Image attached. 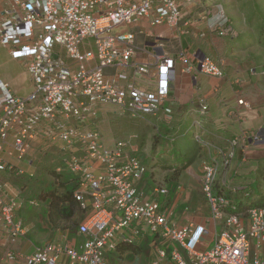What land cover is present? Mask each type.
<instances>
[{
  "label": "built area",
  "instance_id": "1",
  "mask_svg": "<svg viewBox=\"0 0 264 264\" xmlns=\"http://www.w3.org/2000/svg\"><path fill=\"white\" fill-rule=\"evenodd\" d=\"M192 1L0 0V45L11 58L26 62L33 86L20 96L0 78V171L8 167L5 145L11 155L23 159L45 121L53 132L50 139L73 153L62 158L56 172L68 169L75 177L79 207L83 211L92 207L78 225V233L84 236L78 246L67 240L46 243L28 255L25 264H57L64 255L68 264H113L110 256L119 244H133L147 235L162 243L150 264H264V206L236 211L238 206L216 189L227 183L221 167L232 164L237 140L230 147L211 145L203 137L204 130L199 131L202 121L197 122L194 140L212 153L202 162L212 215L207 223L179 226L162 205L166 187L156 186L144 199L147 195L138 184L149 166L125 154V144L109 137L98 124L84 129L111 113L134 119L164 114L172 119L173 110L165 102L178 62L188 71L225 76L221 63L210 56L197 59L186 49L176 56L163 55L156 65L136 62V34L116 32L145 18L152 27L166 25L180 34L189 33L190 23L182 28L180 22L183 4ZM208 15L211 31L237 34L222 5ZM238 104L248 105L244 99H238ZM207 111L201 99L200 112ZM20 207L14 198L4 208L12 240L26 233L24 221L17 216ZM7 257L14 259L17 254L9 251Z\"/></svg>",
  "mask_w": 264,
  "mask_h": 264
},
{
  "label": "crops",
  "instance_id": "2",
  "mask_svg": "<svg viewBox=\"0 0 264 264\" xmlns=\"http://www.w3.org/2000/svg\"><path fill=\"white\" fill-rule=\"evenodd\" d=\"M232 1L220 0L219 3L214 4L215 0H193L184 3L180 27L183 28L187 22L190 23V31L186 34H180L166 25L152 27L145 18L129 27V30L136 34V44L139 46L133 57L136 62L156 65L163 55L176 56L180 50L186 49L194 53L197 59L210 56L223 66L225 76L214 77L195 69L185 70L184 65L178 62L176 76L171 82L170 95L165 102V105L173 110L172 119L167 120L164 114L158 118L142 119L148 123L157 124L171 122L170 125L175 127L176 121L182 123L188 118L191 124L187 130L192 129L193 132L198 129L197 122L201 120V130H204L203 137L211 145L230 147L234 140H237L236 156L232 164L228 168L221 167V172L227 177V183H221L219 188L225 193L237 184L256 183L258 169L264 167V155L258 156L264 151L262 147L264 145V47L258 41L264 31L262 28L264 10L260 8L256 10L257 12H250L245 4L242 8L244 14L241 15L233 9ZM262 3L264 4V1ZM218 5H222L227 11L237 31L236 35L222 36L208 28V11L215 9ZM254 7L259 9L260 6L254 5L252 8ZM159 43H163V46H159ZM7 64L19 65L22 69L19 68L18 74L22 72L28 74V83L25 84L27 92L22 93L24 90L22 86L18 89L9 83L13 92L20 96L30 93L33 86L26 62L13 59L8 54ZM193 64H196V59ZM111 72L113 69H109V73ZM237 78L241 79L242 83H237ZM201 99L208 105V111L205 114L200 112ZM238 99H244L248 105L238 104ZM100 120L85 124H98L110 137L111 131L105 130ZM47 127L48 124L43 121L36 137L30 141L27 154L23 159L11 155L9 146L4 147L3 156L8 167L0 171V195L3 199L0 204V264H25L28 255L49 242L67 240L71 245L72 236L84 240V236L78 233V225L87 218L90 210L76 218L75 216L81 209L78 205L74 213L68 215L64 214L62 208L60 210L51 209L49 196L44 195V198L40 196L41 193L53 188L55 181L50 169L56 170V167L60 165L59 163L50 167L39 162V157L44 152L42 141L47 140L61 147L59 142L55 143L50 139ZM178 128L175 127V131L178 130L177 133L181 135V128ZM143 135H145L144 132ZM150 137L152 138L151 134ZM193 141L195 142L194 139ZM143 148L146 149L147 145ZM154 151L152 142V159ZM211 154L209 149H203V152L186 170L172 171L162 175L156 167L151 166L152 163L151 165L148 163L149 171L140 180L138 187L144 190L146 195H151L156 186L167 188V193L161 195V202L165 201L162 205L166 210L168 206L167 211L171 212V222L179 226L190 222L207 223L210 214L208 216L205 214L208 211L211 213V208L208 207L209 202L202 182V162ZM39 171L48 172L51 175L49 181L45 183V180L36 177ZM58 173L62 174L61 181L74 186L75 177L68 169ZM231 174L234 176L230 177ZM58 182H60L59 179ZM228 186L229 188L226 189ZM146 190H150V193ZM14 198L21 203L17 216L24 221L26 227V233L16 240L11 239L9 226L4 217V208L12 204ZM32 200H35L36 204H33ZM148 240H151L155 254V246L158 249L162 243H157V239L150 236L139 237L135 240L136 252L144 249ZM80 243L71 246H78ZM120 246L122 243L111 255L118 254L113 264L125 262L124 253L127 249L122 251ZM9 251H14L17 257L9 259L7 257ZM153 258L154 255L151 261L145 264H150ZM57 264H68V258L64 255Z\"/></svg>",
  "mask_w": 264,
  "mask_h": 264
},
{
  "label": "rangeland",
  "instance_id": "3",
  "mask_svg": "<svg viewBox=\"0 0 264 264\" xmlns=\"http://www.w3.org/2000/svg\"><path fill=\"white\" fill-rule=\"evenodd\" d=\"M223 1V0H221ZM220 0H215V2H213L214 4L219 3ZM233 3V9L235 11L239 13H241V15H243V10L242 8L246 7V9H249L250 12L254 11L257 12L256 10H260V8H263L264 10V4L260 1L257 0H241L239 2H237L236 0L232 1ZM231 3V4H232ZM260 6L259 9H255L252 8L253 6ZM253 9V10H252ZM245 10V9H244ZM130 26H120L119 28L116 29L117 33L120 32H124L126 30H129ZM7 60H8V53H7V49L4 48L3 46L0 45V76L1 79L6 82V83H10V85L12 87H16L19 89V87H23L24 90H22V93H26V86L25 84L28 83V74L26 73H19L20 71L19 68H21L19 65L13 64H7ZM22 69V68H21ZM30 75V74H29ZM26 91V92H25ZM99 120V119H98ZM101 121V125L102 127L105 128V130L107 129L108 131H111L112 133V138H114L116 141L118 142H122L125 144L124 147V151L125 154H129L131 156H136L138 157V159L143 163V164H147L151 163L153 161L152 159V142L154 143V135L156 134L157 131V127H161L162 124H157L155 122H147L144 119H134L130 116L127 115H120L117 113H111L109 115L108 118H104ZM150 121V120H148ZM168 122H165V124H167ZM171 123V122H170ZM181 123V122H180ZM178 123L177 121L174 123L176 129L178 127L181 128V135L179 136L178 141H183L184 140V134L188 129V126H190L191 121L190 119L186 118L184 120V122H182L181 124ZM169 124V123H168ZM72 127L75 126L74 123H72L71 125ZM95 127V123L90 124V125H86V127L84 129H91ZM179 129V128H178ZM178 130H176L175 132H177ZM199 131L201 132V129L199 128ZM144 132L145 135L142 136V133ZM150 134L152 135V138L150 137ZM50 136L53 135V132H51L49 134ZM141 136V139H140ZM133 137H138V139H133ZM129 141H131V143H129ZM43 146H44V152L42 153V156L39 157V162L40 164H45V165H49L50 167H54L56 165H58L59 163H62V158L72 155L73 153L70 150H64L62 147L60 146H56L54 143L49 142V141H42ZM147 145V148L144 149L143 146ZM171 147V146H170ZM264 147V145L262 146ZM196 149V145L194 144L193 139L191 140V144H190V148H189V152L193 153ZM31 151V149L29 150V152ZM164 151V148L162 150V152ZM165 152H167V157H173L177 154V149L172 147L171 149H169L168 151L165 150ZM160 153V152H159ZM158 155V154H157ZM264 155V151L259 153V157H262ZM199 156V155H198ZM61 158V159H60ZM78 158L80 160L81 156L78 154ZM156 170L162 175L163 173H170L172 172L171 169L165 170L164 168H162L161 166H159V168L157 167ZM234 176V174H231L230 177ZM36 177H40L41 180H45L49 181V179L51 178V175L47 172L44 173L42 171H39ZM229 181V180H228ZM251 182V181H250ZM254 183V182H253ZM238 185V184H237ZM254 186H256L257 184L254 183ZM229 186L226 188L228 189ZM150 190H146L147 193ZM149 194H147V196H145L144 199L149 198L148 197ZM250 201H252V196H250ZM209 205L210 206V201L208 199V197L206 196ZM143 199V196H142ZM206 200V201H207ZM207 202V204H208ZM163 205L165 204V201H162ZM89 206H91V201L89 200ZM92 207L89 209L91 211ZM210 209V207H209ZM167 210H168V206H167ZM83 213H85V211H83L82 209H80L78 211V214L75 216L76 218H79L80 215H82ZM212 215L209 211L207 214L205 215ZM43 221V220H42ZM219 225L220 228L222 229V225L223 223L221 221H219ZM149 236V235H147ZM151 237V236H150ZM152 238V237H151ZM71 245L73 244H78V242H82V239H79L77 236L75 237H71L70 239ZM146 246H144V249L140 250L139 252H136V250L134 249H127L124 253V257H125V262L123 264H145V262H150L154 255L153 253V245H151V240H148V242L145 243ZM154 250L157 251V247L155 246ZM144 251V253H143ZM118 254H115L114 256H110V261L112 263H115L116 258H117ZM146 258V259H145Z\"/></svg>",
  "mask_w": 264,
  "mask_h": 264
},
{
  "label": "trees",
  "instance_id": "4",
  "mask_svg": "<svg viewBox=\"0 0 264 264\" xmlns=\"http://www.w3.org/2000/svg\"><path fill=\"white\" fill-rule=\"evenodd\" d=\"M258 1V0H257ZM260 2L264 0H259ZM264 29V26L262 27ZM259 44L264 47V31H262V35L260 37ZM171 123L162 124L161 127H157L156 134L154 135V159L152 165L153 167L161 166L165 170L171 169L174 172H180L186 170L189 165L192 164L194 159L203 152V149H206L205 146L199 145L198 142H194L196 145V149L193 153L189 152L191 140L194 139V133L192 129H189L184 134V140L178 141L180 134L175 132V127L170 125ZM171 146V147H170ZM172 147L177 149V154L173 157H167V152ZM164 148V151L162 152ZM160 152V153H159ZM155 154H158L155 156ZM156 159V161H155ZM50 173L52 175L53 180L55 181L53 188L41 193L40 196H49L50 202L49 206L54 210H61L65 212L64 214L71 215L74 213L78 202L74 197V191L77 187L76 184L74 186H69L68 182L61 181L60 177L62 174L56 172L55 169H50ZM258 176L256 181V186L253 184H238L234 187L239 188H231L226 193L221 191L220 186H217V193H222L225 196H228L233 201V204H236L238 210L244 211L248 210L255 206H264V167L258 169ZM58 179L60 182H58ZM250 196H252V201H250ZM67 204V206H66ZM68 211V213H67ZM135 242L132 243H122L120 249L122 251L126 249H134L136 250ZM119 248V247H118Z\"/></svg>",
  "mask_w": 264,
  "mask_h": 264
},
{
  "label": "water",
  "instance_id": "5",
  "mask_svg": "<svg viewBox=\"0 0 264 264\" xmlns=\"http://www.w3.org/2000/svg\"><path fill=\"white\" fill-rule=\"evenodd\" d=\"M205 56H203L202 58H204Z\"/></svg>",
  "mask_w": 264,
  "mask_h": 264
}]
</instances>
